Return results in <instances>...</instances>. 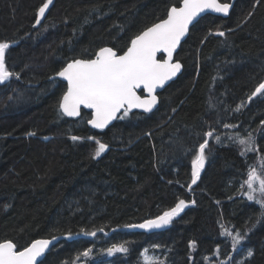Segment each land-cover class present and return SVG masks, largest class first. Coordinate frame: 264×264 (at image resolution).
<instances>
[{"label": "trees", "instance_id": "16d2710c", "mask_svg": "<svg viewBox=\"0 0 264 264\" xmlns=\"http://www.w3.org/2000/svg\"><path fill=\"white\" fill-rule=\"evenodd\" d=\"M181 1L52 0L36 26L46 0H0V41L11 44L6 65L19 75L0 84V242L23 250L56 237L42 264H72L87 248L91 255L76 264H151L145 251L157 264H264V219L257 222L259 205L242 194L250 167L264 176V95L248 100L264 82V0H235L228 17H201L175 54L181 74L151 113L129 112L93 130L89 112L60 113L66 84L49 80L102 47L124 53ZM207 131L205 165L189 189L191 161ZM237 133H251L256 150L242 156L229 140ZM88 136L108 146L95 159ZM178 198L188 206L166 229L126 227L155 219ZM226 231L246 235L234 249ZM114 244L129 251L107 255Z\"/></svg>", "mask_w": 264, "mask_h": 264}, {"label": "snow or ice", "instance_id": "6c2138e0", "mask_svg": "<svg viewBox=\"0 0 264 264\" xmlns=\"http://www.w3.org/2000/svg\"><path fill=\"white\" fill-rule=\"evenodd\" d=\"M51 3L52 0H46L38 9L36 25L40 24L41 18L44 17L45 11ZM255 6L253 5V7ZM230 7L229 3L219 2V0H182L179 7L172 6L168 9L166 19L152 24L131 39L130 46L122 55H119L111 47H102L96 52L94 59H72L56 73V76L67 81V91L63 93L58 104L60 113L67 117H78L81 115L82 108L89 109L91 118L87 123L93 129L103 130L113 120L127 117L133 109H142L145 113L151 112L157 104L156 90L164 87L165 83L181 70L179 62H172L173 53L181 39L188 33L189 25L206 10L228 16ZM215 35L224 36L225 33L218 31ZM10 48L9 42L0 41V84L5 83L13 76L19 79V75L8 70L6 65V55ZM158 53H164L166 58H158ZM138 89H142L147 95L142 97L137 93ZM258 94L264 95V82L255 88L248 96V100L251 101ZM121 112H123V116L118 117L117 114ZM224 127L236 126L224 124ZM28 135H35V133H28ZM204 137L191 161L192 178L191 184L188 185L189 189L200 178L206 160L205 149L208 147L209 138L213 137V131L205 132ZM70 138L74 142L81 139L75 135ZM87 139L95 140V137L88 136ZM216 139L219 141L218 136ZM229 140L242 146V156L256 150V140L251 133L247 137H242L237 133L235 137L229 136ZM95 143L97 147L93 159L99 157L108 147L99 140H95ZM259 160L261 168L264 169V156H260ZM245 184L247 190L242 194L249 202L259 205L260 217L257 219L259 222L260 219H264V176L258 175L257 170L250 167ZM187 206L184 199L178 198L174 207L164 211L155 219H149L140 224L126 225V227L144 229L145 231L166 227ZM81 232L86 236L96 235L94 231L89 232L81 229ZM222 235L231 237L235 249L240 245L246 233L241 235L237 232L233 235L226 231ZM65 238L71 239V232ZM56 239L53 237L52 240H35L23 250H18L12 241L4 240L0 242V264H42L39 258L45 254L53 240ZM193 246V243L189 244V247ZM153 247L159 248L160 246L154 245ZM106 251L107 255L112 256L115 253H127L129 249L125 244H114ZM92 252V248L81 251L72 264H76L80 257H89ZM247 255L252 257L253 252L249 250ZM150 259L151 264H157L155 258Z\"/></svg>", "mask_w": 264, "mask_h": 264}, {"label": "water", "instance_id": "95a60500", "mask_svg": "<svg viewBox=\"0 0 264 264\" xmlns=\"http://www.w3.org/2000/svg\"><path fill=\"white\" fill-rule=\"evenodd\" d=\"M234 2H235V0H230V2H229V4L231 5V7H230V10H229V13H230V11H231V9H232V7H233V4H234ZM181 3H182V1H181ZM181 3H180V5H181ZM179 5V6H180ZM178 6V7H179ZM205 15H214V16H219V17H222V18H226V17H228V16H224L223 14H220V13H215V12H212L211 10H206L205 12H203V13H201L198 17H197V19L192 23V24H190L189 25V30H190V28L196 23V22H198V20L201 18V17H204ZM166 18H167V16H166ZM165 18V19H166ZM159 23V22H158ZM37 26V25H36ZM188 33H189V31H188ZM188 33L181 39V42H180V44L177 46V49H176V51L173 53V63H175V62H178V61H175V54L177 53V51H178V49H179V47H180V45L185 41V39H186V37L188 36ZM131 43V42H130ZM129 46H130V44H129ZM128 46V47H129ZM126 51H127V49H126ZM123 54V53H122ZM122 54H120V55H122ZM162 56V58H166V56H165V54L164 53H158L157 54V56H158V58H159V56ZM95 58V57H94ZM94 58H92V59H94ZM180 63V62H179ZM181 64V63H180ZM67 65V64H66ZM65 65V66H66ZM181 72H182V65H181V70L176 74V76H174L171 80H169V81H167L166 83H165V85H164V87H162V88H158L157 90H156V92H155V95L157 96V104L153 107V109H152V111L151 112H153L155 109H156V107H157V105H158V102H159V98H158V94L159 93H161L171 82H173V81H175V79L181 74ZM49 80H59V81H61V82H63V83H65L66 84V91H67V81H64V80H62L60 77H58V76H56V74L55 75H53L52 77H50L49 78ZM137 93L139 94V95H141L142 97L143 96H146L147 94L145 93V92H143V90L142 89H138L137 90ZM140 93H142V94H140ZM86 111V112H89L90 113V116H91V110H89V109H84V108H82L81 109V111ZM133 111H138V112H141V113H144V114H146L145 112H143V110L142 109H133L131 112H133ZM151 112H148V113H151ZM123 112H121V113H118L117 114V116L119 117L121 114H122ZM67 117V116H66ZM79 117V116H78ZM68 118H76V117H68ZM118 119V118H117ZM117 119H115V120H113L105 129H107L108 127H110L111 125H113L115 122H116V120ZM88 126L91 128V126L88 124ZM91 129H93V128H91ZM105 129H103V130H105ZM94 130H99V129H94ZM169 225H167L166 227H163V228H160V229H152V230H150V232L151 231H158V230H164V229H166L167 227H168ZM129 230H139V231H145L144 229H139V228H128ZM32 244V243H31ZM30 244V245H31ZM54 244H55V242L53 241L52 242V244L49 246V249L48 250H46V252H45V254L42 256V257H40L39 258V260H43L44 259V257H45V255L47 254V253H49V251L52 249V247L54 246Z\"/></svg>", "mask_w": 264, "mask_h": 264}, {"label": "rangeland", "instance_id": "374dc122", "mask_svg": "<svg viewBox=\"0 0 264 264\" xmlns=\"http://www.w3.org/2000/svg\"><path fill=\"white\" fill-rule=\"evenodd\" d=\"M143 257H144L145 262L151 261L150 258H153V254L150 253L149 251H145Z\"/></svg>", "mask_w": 264, "mask_h": 264}, {"label": "bare ground", "instance_id": "6f19581e", "mask_svg": "<svg viewBox=\"0 0 264 264\" xmlns=\"http://www.w3.org/2000/svg\"><path fill=\"white\" fill-rule=\"evenodd\" d=\"M91 118V117H90ZM90 128V127H89ZM94 130V129H93Z\"/></svg>", "mask_w": 264, "mask_h": 264}, {"label": "flooded vegetation", "instance_id": "af4514ba", "mask_svg": "<svg viewBox=\"0 0 264 264\" xmlns=\"http://www.w3.org/2000/svg\"><path fill=\"white\" fill-rule=\"evenodd\" d=\"M91 117V116H90Z\"/></svg>", "mask_w": 264, "mask_h": 264}]
</instances>
